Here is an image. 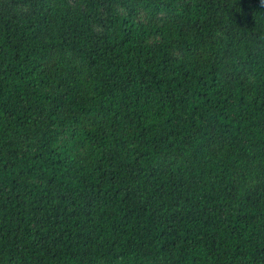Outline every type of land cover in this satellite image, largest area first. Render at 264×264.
I'll list each match as a JSON object with an SVG mask.
<instances>
[{"label": "trees", "instance_id": "obj_1", "mask_svg": "<svg viewBox=\"0 0 264 264\" xmlns=\"http://www.w3.org/2000/svg\"><path fill=\"white\" fill-rule=\"evenodd\" d=\"M0 264H264V0H0Z\"/></svg>", "mask_w": 264, "mask_h": 264}]
</instances>
